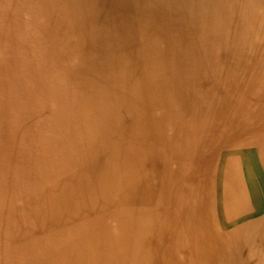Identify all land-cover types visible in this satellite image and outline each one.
I'll list each match as a JSON object with an SVG mask.
<instances>
[{
    "label": "bare ground",
    "instance_id": "obj_1",
    "mask_svg": "<svg viewBox=\"0 0 264 264\" xmlns=\"http://www.w3.org/2000/svg\"><path fill=\"white\" fill-rule=\"evenodd\" d=\"M64 3L0 0V264H264V0L122 48Z\"/></svg>",
    "mask_w": 264,
    "mask_h": 264
},
{
    "label": "rangeland",
    "instance_id": "obj_2",
    "mask_svg": "<svg viewBox=\"0 0 264 264\" xmlns=\"http://www.w3.org/2000/svg\"><path fill=\"white\" fill-rule=\"evenodd\" d=\"M63 1L65 2L66 0H61L62 5L65 4ZM67 2L78 3V7L81 6L79 12H70V19H73V21L77 20V23L79 22L85 25H89L88 22H91L93 27L101 29L103 33H105L110 44L116 43L121 48L122 46L120 44H125V42H127L128 45L135 44L141 39L142 36L139 37L136 31L141 25H139L137 19L138 17L145 18V7L149 9L154 19L159 20V14L161 15L163 24L165 19V24L167 23L165 26L166 30H176L178 24L176 21H187L191 18L192 21H194L197 17L196 23L200 21L199 16H192L184 19L187 13L195 9L193 8V3H195L196 0H67ZM190 4L192 5L190 6ZM214 6V3L209 4L205 2L201 6V12L204 13L207 11L210 17ZM169 8L170 10L168 11ZM168 12H170V14ZM207 19L205 22L209 23L210 19ZM152 35L153 33H151V36ZM103 44L107 43L104 42ZM132 50H136V47H133ZM114 52L115 56H118L121 61H124L130 56V53L122 49H115Z\"/></svg>",
    "mask_w": 264,
    "mask_h": 264
}]
</instances>
